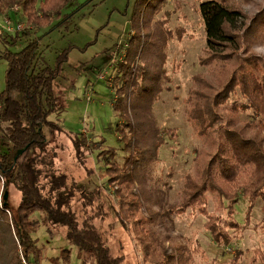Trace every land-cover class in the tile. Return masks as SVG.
Here are the masks:
<instances>
[{
	"label": "rangeland",
	"instance_id": "rangeland-1",
	"mask_svg": "<svg viewBox=\"0 0 264 264\" xmlns=\"http://www.w3.org/2000/svg\"><path fill=\"white\" fill-rule=\"evenodd\" d=\"M59 1L53 0L50 6L56 7ZM136 1L77 0L64 12L74 14L70 24L59 28L57 20L54 26L32 37L23 36L17 45L0 40V94L6 89L9 70V63L3 57L5 51L19 52L34 37H42L41 51L48 63L56 65L59 55L72 47L70 61L65 64V76L56 87L67 110L62 117H52V121L68 133L84 135L88 140L91 152L88 165L95 171L90 180L87 181L84 171H72L76 164L71 146H65L67 161L63 159L62 163L85 184L88 193L98 186L102 189L100 202L110 215L100 226L104 231L111 230L112 254L118 255L123 247L124 264H141L142 254L135 242L133 225L141 221L145 231L159 236L174 252L180 246L191 251L199 249L194 255L195 264H264V197L253 201L242 190L254 166L247 164L241 170L231 171L234 182L223 180L218 171L220 164L229 162L226 158L231 156L228 133L254 142L264 158V115L251 108L252 99L248 101L237 85L228 101L215 110V125L205 138L196 135L187 119L190 91L196 89L213 99L224 90L238 67L242 66V70L248 67L247 59L260 64L255 76L264 86V0H225L243 16L233 26L238 43L235 41L226 49L218 48L216 59L210 57L199 11L204 0H166L152 14L143 8L145 17L140 18L138 24L132 21ZM37 11L41 20L46 19L40 4ZM48 21L40 24L45 26ZM26 25L20 5L0 16L2 35L15 36L21 32L19 28ZM160 30L166 36V44L155 36ZM169 31L172 36L168 35ZM127 53L131 67L139 68L148 76L137 81L135 91L129 94L128 112L122 119L113 109L116 88L112 86ZM207 58L210 62L205 61ZM223 65L226 69L222 70ZM127 122L138 129L142 141L139 146L147 151L135 169L137 183L131 191L140 200L141 209L133 211H128L125 203L133 202L128 192L122 190L115 194L121 188L108 184L105 175L108 164L115 162L122 166L125 162L127 154L117 128ZM2 133L0 127V149ZM159 139L162 146L154 159L153 146ZM60 144L59 141L54 147L58 157L63 153ZM211 162H215L212 173H208V177L213 174L212 184H208L206 193L202 191L196 202L203 201L202 205L191 209L185 204L186 178L191 176L202 190L204 180L209 179L203 177ZM5 195L1 191L0 206L8 196L10 207L16 212L22 202L21 195L14 188H8ZM204 206L210 215L208 221L200 215ZM117 214L119 217L133 214L126 221L129 233L120 224ZM33 220L39 223L33 238L41 251L40 260L38 263L34 255L30 262L22 255V264H96L67 240L65 228L50 227L45 214L37 212ZM206 223L231 242L228 245L213 242ZM234 223L239 228L232 226ZM0 261V264L12 263L8 252Z\"/></svg>",
	"mask_w": 264,
	"mask_h": 264
},
{
	"label": "trees",
	"instance_id": "trees-1",
	"mask_svg": "<svg viewBox=\"0 0 264 264\" xmlns=\"http://www.w3.org/2000/svg\"><path fill=\"white\" fill-rule=\"evenodd\" d=\"M76 1L60 0L58 5L52 8L50 5L53 0H0V16L11 13L20 5L27 19V25L20 30L21 32L15 36L9 33L0 34V40L5 44L17 45L23 36L32 37L41 30L54 26L57 20L60 21L57 24L59 28L70 24L74 14L64 12ZM165 2L166 0H137L132 21L138 24L139 19L145 17V13H142L143 8L148 14H152ZM39 4L40 11L46 17L44 20H41L37 11ZM199 11L204 21L210 57L216 59L220 51L218 48L226 49L237 40L233 26L243 14L228 6L225 0H204ZM41 21L48 22L43 26L40 24ZM170 33L172 32L169 31L168 35L172 36ZM155 36L162 40L161 43L166 44V36L161 30L156 32ZM41 41L42 37H34L23 50L19 52L7 50L3 55L9 63V70L6 89L0 94V127L3 132L0 149V194L3 191L8 195V188H14L21 195L22 202L19 209L13 212L9 197L5 195L4 205L0 206V258L8 252L13 264H22V255L30 262L35 255L39 263L41 251L33 238L38 232L39 223L34 221L33 217L37 212H42L46 215L50 227L65 228L67 240L96 264H124L126 257L123 247H120L119 254L114 256L110 246L111 230L104 231L100 226L107 222L110 215L105 205L100 202L102 189L98 186L93 192L88 193L85 184H82L69 167L62 163L63 159L67 161V157L64 156L67 152L65 146H71V156L76 164L71 168L72 171L74 173L84 171L87 181L95 174L92 166L88 165L91 162V152L84 135L68 133L60 124L52 121V117H62L67 110L57 94L56 87L58 81L65 76V64L70 61L72 47L65 49L59 55L56 65H52L41 51ZM129 56L127 53L125 60L119 65L112 86L116 88L113 109L122 119L128 112L129 94L135 91L137 81L148 76L139 68L131 67L132 63L127 62ZM205 61L210 62L208 58ZM246 62L248 67L243 70L242 66L238 67L232 73L224 90L213 99L197 92L196 89L190 91L187 99V119L199 138H205L212 130L215 125V110L228 101L237 85L241 87L242 94L248 101L252 99L251 108L264 115V86L255 76L260 64L254 59H247ZM223 68L226 69V66L223 65L221 69ZM117 131L122 136L120 141L123 142V150L127 156L122 166L115 162L108 164L105 171L107 183L121 188L115 194H120L122 190L128 192L129 197L133 199L131 203L125 201L128 211L139 210L141 202L131 189L137 183L135 169L140 166L147 151L139 146L141 140L138 129L133 124L127 122L125 126L118 127ZM227 139L230 143L231 156L226 159L229 162L233 160L234 164L222 162L218 168L219 176L226 182H234L231 171L241 170L247 164H252L254 168L246 177L242 190L253 201L259 196L264 197V158L260 150L254 142L242 140L234 133H228ZM59 141L63 153L58 157L54 153V147L58 146ZM161 142L162 139H159L153 146L154 159L162 146ZM110 153L114 156L112 150ZM214 164L215 162H211L208 165L207 175L206 177L204 175L203 179L208 177V173H212ZM208 178L204 180L201 190L195 185V180L187 176L184 192L186 206L194 209L197 204L202 205L203 201L196 202L203 192L207 191L208 184H212L213 174ZM249 214L248 212L247 215ZM117 215L120 224L129 233L126 221L133 214L123 217ZM200 215L208 221L210 215L205 206L201 208ZM133 225L135 242L142 254L141 264H195L194 255L199 249L191 251L180 246L174 252L166 247L159 236L145 231L144 223L141 221ZM232 226L238 225L234 223ZM205 228L217 245H228L231 242L227 237L216 233L214 227H210L208 223L205 224Z\"/></svg>",
	"mask_w": 264,
	"mask_h": 264
},
{
	"label": "built area",
	"instance_id": "built-area-1",
	"mask_svg": "<svg viewBox=\"0 0 264 264\" xmlns=\"http://www.w3.org/2000/svg\"><path fill=\"white\" fill-rule=\"evenodd\" d=\"M22 29H23V27H20V28H19V31L22 30Z\"/></svg>",
	"mask_w": 264,
	"mask_h": 264
},
{
	"label": "water",
	"instance_id": "water-1",
	"mask_svg": "<svg viewBox=\"0 0 264 264\" xmlns=\"http://www.w3.org/2000/svg\"><path fill=\"white\" fill-rule=\"evenodd\" d=\"M8 198V197H7Z\"/></svg>",
	"mask_w": 264,
	"mask_h": 264
}]
</instances>
